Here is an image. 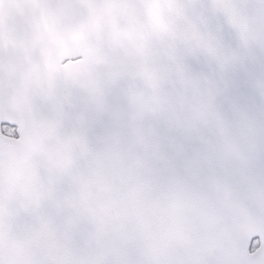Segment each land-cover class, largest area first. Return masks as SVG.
I'll return each instance as SVG.
<instances>
[{
	"label": "snow or ice",
	"instance_id": "obj_1",
	"mask_svg": "<svg viewBox=\"0 0 264 264\" xmlns=\"http://www.w3.org/2000/svg\"><path fill=\"white\" fill-rule=\"evenodd\" d=\"M0 264H264V0H0Z\"/></svg>",
	"mask_w": 264,
	"mask_h": 264
}]
</instances>
